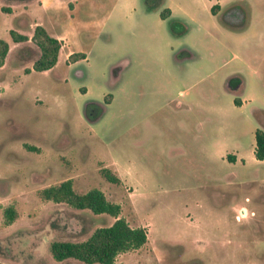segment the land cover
Masks as SVG:
<instances>
[{
	"label": "rangeland",
	"instance_id": "obj_1",
	"mask_svg": "<svg viewBox=\"0 0 264 264\" xmlns=\"http://www.w3.org/2000/svg\"><path fill=\"white\" fill-rule=\"evenodd\" d=\"M68 1L37 10L65 38L43 71L31 69L35 45L8 34L31 36L32 15L28 26L0 10V262L86 264L54 260L50 242L82 241L115 217L40 197L69 179L145 228L146 242L118 253L119 264H264V160L253 156L264 122V0ZM234 1L245 16L231 25L238 16L224 9ZM71 48L86 55L69 66Z\"/></svg>",
	"mask_w": 264,
	"mask_h": 264
},
{
	"label": "trees",
	"instance_id": "obj_2",
	"mask_svg": "<svg viewBox=\"0 0 264 264\" xmlns=\"http://www.w3.org/2000/svg\"><path fill=\"white\" fill-rule=\"evenodd\" d=\"M166 12L167 10L159 12L161 19L166 18ZM8 34L13 42L30 40L35 45L38 55L31 63L32 70H47L55 64L61 43L58 39L50 36L42 26L35 25L30 38L12 29L8 31ZM7 51V42L0 39V65L3 64ZM83 57L82 53H71L68 55L67 61ZM25 71L29 70L25 69ZM234 104L239 105L237 100ZM85 116L87 119L93 120V117H89L87 113ZM260 124L263 128H256L253 133V156L256 160H264V122L261 121ZM103 175L108 181H117L112 174L105 170ZM39 195L42 199L56 203L62 202L74 209H87L93 214L106 213L115 217L110 225L95 228L82 241L59 240L50 242L49 253L54 260L61 261L70 258L86 264H119L115 261L118 253L138 248L146 242L145 228L130 227L122 218H116L119 210L118 205L107 201L98 189L92 188L84 193H76L71 186V181L66 179L56 185L41 189ZM14 215L11 208L3 209V217L6 221H12ZM0 264L4 263L0 262Z\"/></svg>",
	"mask_w": 264,
	"mask_h": 264
},
{
	"label": "crops",
	"instance_id": "obj_3",
	"mask_svg": "<svg viewBox=\"0 0 264 264\" xmlns=\"http://www.w3.org/2000/svg\"><path fill=\"white\" fill-rule=\"evenodd\" d=\"M64 2L69 3L68 0H50V2H49V0H6L5 3L7 5L6 6L5 5L2 6L0 8V10L2 12H6V13H13L16 16L19 15L18 16L19 17L18 20H22V23H25L28 26H30L29 25L30 24L29 23V13H30L32 15V24H33V28H34L35 25H40L41 24L40 20H42V17L37 12V10L40 9L41 11L48 12V11H51L52 9H54L56 7V5L57 6L58 5L59 6H62ZM23 15H26V17L23 16ZM48 22L50 24V21H48ZM40 26H42V25H40ZM50 30H51L52 33L51 32L48 33L47 30L45 29V31L50 36H52V37H54V38H56V39H58L60 41V43H61L60 48L62 46H64L65 38L63 37V35H61L60 32L59 33H56V31H54L52 29H50ZM16 32H18V31H16ZM20 34H22V33H20ZM23 35H26V34H23ZM26 36L28 38H30L29 37L30 36L29 34H27ZM27 41H29V40H27ZM27 41H25V42H27ZM14 43H16V42H14ZM76 50L77 49H72L71 48V49H67L66 52H65V59L64 60L68 63L69 66L75 64L79 60H84L85 59V55L86 54L84 52H82V51H76ZM71 53H82L84 57L83 58H79V59L75 58V59H73V61H67V57ZM83 94L84 95L87 94L86 93V90L83 91Z\"/></svg>",
	"mask_w": 264,
	"mask_h": 264
},
{
	"label": "flooded vegetation",
	"instance_id": "obj_4",
	"mask_svg": "<svg viewBox=\"0 0 264 264\" xmlns=\"http://www.w3.org/2000/svg\"><path fill=\"white\" fill-rule=\"evenodd\" d=\"M225 7L226 8L224 9V11H226L228 13V16L229 15H230V17H235V16L237 17L238 16V18H235V19H238V20H236L235 22H232L231 25L239 24V21H241V19L244 18V16H245V11H244V8L245 7L240 2H238V1H234L231 5L225 6ZM238 9L241 10L240 13H238L239 12ZM188 55H189L188 52L185 51V54L183 56L185 57V56H188ZM180 57H182V56H180ZM238 87L236 85L233 86L234 89H237ZM87 103L96 104V102L93 103V101H88ZM258 125H261V124L259 123ZM262 128H263V126H262ZM240 210H239V212L242 215V213L245 212V210L243 208H240Z\"/></svg>",
	"mask_w": 264,
	"mask_h": 264
},
{
	"label": "water",
	"instance_id": "obj_5",
	"mask_svg": "<svg viewBox=\"0 0 264 264\" xmlns=\"http://www.w3.org/2000/svg\"><path fill=\"white\" fill-rule=\"evenodd\" d=\"M122 66H123V63L121 62V63L111 67L110 73H111V78L112 79L117 77V75L119 74ZM75 74L79 78L80 75H81V72L75 69Z\"/></svg>",
	"mask_w": 264,
	"mask_h": 264
}]
</instances>
